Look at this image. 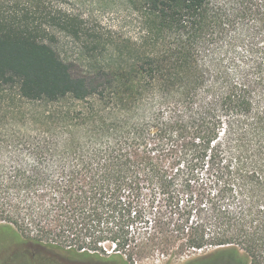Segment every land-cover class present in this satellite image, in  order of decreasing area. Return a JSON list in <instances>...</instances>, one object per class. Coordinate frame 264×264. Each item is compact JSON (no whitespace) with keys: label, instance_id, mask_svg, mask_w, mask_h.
Masks as SVG:
<instances>
[{"label":"trees","instance_id":"16d2710c","mask_svg":"<svg viewBox=\"0 0 264 264\" xmlns=\"http://www.w3.org/2000/svg\"><path fill=\"white\" fill-rule=\"evenodd\" d=\"M126 2L144 35L74 74L75 23L0 0V264H264V0Z\"/></svg>","mask_w":264,"mask_h":264},{"label":"rangeland","instance_id":"374dc122","mask_svg":"<svg viewBox=\"0 0 264 264\" xmlns=\"http://www.w3.org/2000/svg\"><path fill=\"white\" fill-rule=\"evenodd\" d=\"M43 2L47 8L67 15L77 27V35L70 30L53 28L50 36L52 47L61 59L72 66L74 74L115 67V53L121 51L123 45L136 42L144 35L140 15L133 12L126 0H43ZM106 247L108 252L112 251L110 246ZM26 250L33 260L30 264H115L46 252L32 245H27ZM212 252L208 250L179 258L155 255L135 264H194Z\"/></svg>","mask_w":264,"mask_h":264}]
</instances>
